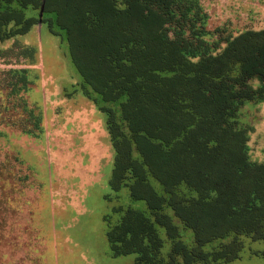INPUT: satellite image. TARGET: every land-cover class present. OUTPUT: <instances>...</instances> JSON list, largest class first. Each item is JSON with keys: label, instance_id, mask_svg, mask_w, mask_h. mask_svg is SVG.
I'll list each match as a JSON object with an SVG mask.
<instances>
[{"label": "trees", "instance_id": "16d2710c", "mask_svg": "<svg viewBox=\"0 0 264 264\" xmlns=\"http://www.w3.org/2000/svg\"><path fill=\"white\" fill-rule=\"evenodd\" d=\"M206 18L198 0H0V41L39 22L58 29L101 102L111 189L147 207L114 208L105 232L111 255L134 254L133 264L228 262L242 236L264 240V162L250 160L252 127L239 121L243 105L264 102V28L217 51Z\"/></svg>", "mask_w": 264, "mask_h": 264}, {"label": "rangeland", "instance_id": "374dc122", "mask_svg": "<svg viewBox=\"0 0 264 264\" xmlns=\"http://www.w3.org/2000/svg\"><path fill=\"white\" fill-rule=\"evenodd\" d=\"M198 2L217 51L225 38L264 28V0ZM56 30L39 22L0 41V264H133L134 254L111 255L105 232L120 215L114 208L147 211L146 203L126 187L111 189L114 150L101 102L84 92ZM239 119L252 127L250 160L264 162V102L243 105ZM179 227L190 245L191 231ZM242 240L239 258L216 264H264V240Z\"/></svg>", "mask_w": 264, "mask_h": 264}]
</instances>
